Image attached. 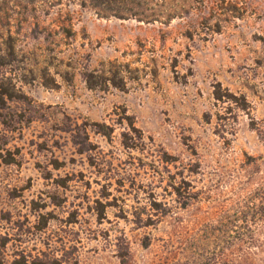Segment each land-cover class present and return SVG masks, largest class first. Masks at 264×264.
Returning a JSON list of instances; mask_svg holds the SVG:
<instances>
[{
  "label": "rangeland",
  "instance_id": "rangeland-1",
  "mask_svg": "<svg viewBox=\"0 0 264 264\" xmlns=\"http://www.w3.org/2000/svg\"><path fill=\"white\" fill-rule=\"evenodd\" d=\"M68 1L50 7L0 0V34L12 35L15 55L10 66L0 67V81L10 80L23 95L0 103V155L12 161L0 160V236L11 239L3 264L12 263L15 249L29 253L61 238L76 246L79 264H118L114 244L122 236L132 264H164L155 257L168 226L138 229L131 223L149 198L173 204L170 184L183 179L199 199L179 214L218 226L230 207L244 206L248 192L264 183V0H146L159 17L153 23L100 19ZM168 14L173 19L164 24ZM107 62L126 65L125 90H88L83 74ZM44 77L57 88L47 89ZM216 84L243 96L249 111L215 102ZM123 115L142 133L137 151L120 145ZM10 117L6 129L2 121ZM93 122L114 129L110 141L88 133L107 180L74 153L64 132ZM244 155L255 165L243 166ZM164 157L170 164L162 163ZM54 161L62 168L53 170ZM196 164L199 172L192 175ZM66 175L76 179L54 189ZM103 185L113 203L99 223ZM39 213L51 223L44 235L27 234ZM72 218L75 224H67ZM17 224L26 232L22 241ZM146 235L152 242L144 250Z\"/></svg>",
  "mask_w": 264,
  "mask_h": 264
},
{
  "label": "trees",
  "instance_id": "trees-1",
  "mask_svg": "<svg viewBox=\"0 0 264 264\" xmlns=\"http://www.w3.org/2000/svg\"><path fill=\"white\" fill-rule=\"evenodd\" d=\"M68 1V0H66ZM81 9H88L100 19H117V20H136L137 22L153 23L159 18L151 8L148 7L146 0H69ZM31 4H48L50 7L62 5V0H27ZM164 24L173 19V15L164 17ZM14 39L11 34H0V67L10 66L14 61ZM126 65L117 62H107L100 71H91L83 74V80L88 90L106 91L115 89L124 91L126 88L123 70ZM43 85L47 89L57 88V84L49 78L44 77ZM212 96L217 103L234 104V107L240 112L247 113L249 106L243 96L235 97L231 93L221 89L219 84L213 87ZM23 95L16 90L15 86L9 82L0 81V103L5 105V101L22 100ZM13 120L2 121L6 129L12 128ZM125 128L120 134V145L125 151H137L142 144V133L134 126L130 117L123 115L119 120ZM8 124V125H7ZM223 129V128H222ZM69 133L70 143L74 147V153L83 157L87 165L95 170L96 175L108 178V172L103 169L105 166L99 164L100 154L97 147L89 141L88 133L104 138L110 141L114 133L113 127L104 123L93 122L86 128L85 125H74L73 129H64ZM222 138V137H221ZM1 150V149H0ZM9 156V153H8ZM3 164H12L11 159L1 158ZM167 157H164L162 163L170 164ZM256 163V159L244 155L243 166H249ZM53 170L62 168L57 161L53 162ZM106 168V167H105ZM198 165H194L192 175L198 174ZM81 177V175H80ZM76 179L74 176L66 175L54 183V189L66 188L70 181ZM124 177L116 181L117 186L124 187ZM248 185V184H247ZM103 193L100 198L105 201H97L98 211L96 221L101 223L105 219V209L112 206V201L107 187L103 185ZM171 194L173 204L166 201L149 198L145 205L140 209L141 212L132 215L131 223L138 229H157L160 225L168 226L161 237V245L155 259L164 264H264V183L258 184L255 189L248 192L245 199V207H230L233 212L225 213L218 222V226H204L200 217L193 213H187L185 216L180 215L189 211L197 205L198 191L190 182L182 181L178 185H171ZM235 206V205H234ZM240 209V210H239ZM127 220V219H126ZM76 218H72L67 224H75ZM51 219L46 213H39L36 222L27 234H43L48 228ZM18 227L16 237L19 241L23 240L26 232H23L21 224ZM253 227H256L255 230ZM202 228V229H201ZM8 234L0 236V264H3V252L11 240ZM26 236V235H25ZM152 239L149 235L143 236L140 247L147 250L151 246ZM115 258L118 264H132V256L129 245L125 237H118L114 244ZM75 245L67 246L61 238L55 246L49 241L42 243V249H34L26 253L21 249H15L13 261L11 264H79L75 256Z\"/></svg>",
  "mask_w": 264,
  "mask_h": 264
}]
</instances>
